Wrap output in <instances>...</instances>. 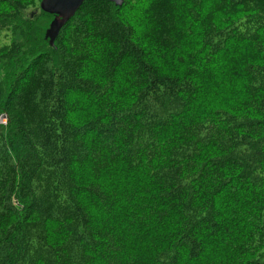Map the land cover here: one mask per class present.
<instances>
[{"label":"trees","instance_id":"trees-1","mask_svg":"<svg viewBox=\"0 0 264 264\" xmlns=\"http://www.w3.org/2000/svg\"><path fill=\"white\" fill-rule=\"evenodd\" d=\"M39 1L0 0V264H264V0H85L53 46Z\"/></svg>","mask_w":264,"mask_h":264},{"label":"water","instance_id":"water-1","mask_svg":"<svg viewBox=\"0 0 264 264\" xmlns=\"http://www.w3.org/2000/svg\"><path fill=\"white\" fill-rule=\"evenodd\" d=\"M85 0H40L39 9L52 14L50 26L45 30L44 38L49 45L53 46L62 26L74 15L76 10ZM116 5H120L123 0H109ZM37 13L32 11L31 16ZM4 118V115L0 119Z\"/></svg>","mask_w":264,"mask_h":264},{"label":"rangeland","instance_id":"rangeland-1","mask_svg":"<svg viewBox=\"0 0 264 264\" xmlns=\"http://www.w3.org/2000/svg\"><path fill=\"white\" fill-rule=\"evenodd\" d=\"M34 10H37V11H38V9L31 8L30 10L27 9L26 12H30V14H31L32 11H34ZM39 18H40V20H39ZM39 18H38V21L36 22V24L38 25V22H39V24H40V26H41L42 35H44L45 30L50 26L51 19H52L53 17H51V18H49V19H46V18H44L43 15H41ZM3 68H4V64H3L2 66L0 65V76H2V73H3L2 70H3ZM6 121H7V119H6V117L4 116V118L1 120V122H2V123H5Z\"/></svg>","mask_w":264,"mask_h":264},{"label":"clouds","instance_id":"clouds-1","mask_svg":"<svg viewBox=\"0 0 264 264\" xmlns=\"http://www.w3.org/2000/svg\"><path fill=\"white\" fill-rule=\"evenodd\" d=\"M2 119H3V118H2ZM2 119H1V120H2Z\"/></svg>","mask_w":264,"mask_h":264}]
</instances>
